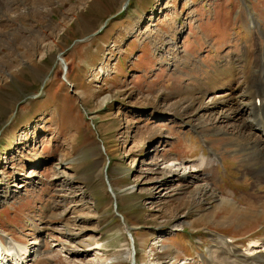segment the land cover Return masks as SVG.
I'll return each instance as SVG.
<instances>
[{
  "label": "rangeland",
  "instance_id": "obj_1",
  "mask_svg": "<svg viewBox=\"0 0 264 264\" xmlns=\"http://www.w3.org/2000/svg\"><path fill=\"white\" fill-rule=\"evenodd\" d=\"M94 1L57 0L37 28H65L41 32L27 63L24 39L16 38V54L0 45V57L18 56L0 64V233L27 244L40 234L50 251L65 246L35 264H91L94 256L104 264H207L213 246L247 263L258 258L250 238L264 239V181L237 145L243 135L232 119L195 126L177 102L189 87L209 89L220 69L244 66L257 44L264 52V0H131L124 11L125 0ZM72 7L82 25L63 14ZM25 95L35 97L16 106ZM211 152L221 157L217 169L196 173L217 194L211 188L201 201L193 183L181 186L188 176L180 170L162 173L173 157L193 164ZM220 195L236 206L216 209Z\"/></svg>",
  "mask_w": 264,
  "mask_h": 264
},
{
  "label": "bare ground",
  "instance_id": "obj_2",
  "mask_svg": "<svg viewBox=\"0 0 264 264\" xmlns=\"http://www.w3.org/2000/svg\"><path fill=\"white\" fill-rule=\"evenodd\" d=\"M61 1L64 2L65 0ZM56 2L57 0H0V10H3L5 8L6 3L5 12L1 14L2 11H0V45L6 44L13 54V52L15 53V51L12 50H14V48L16 47V38L20 37L24 39L26 52L23 53V56L27 59H24L23 62H21L20 60V63H27L31 59L29 55H31L33 50L35 51L37 49V47L41 44V40L44 39L41 35V32H44L45 34H56L58 32H62V30L65 28L64 22V24L59 25L60 27L56 26L55 28H52V24H48L42 26L43 30H39L37 28V22H47V16L51 13L53 5ZM94 3L97 5L96 0L94 1ZM63 14L66 16V18H69L70 15H72V18H77L78 24H81L83 22V17L76 12V8L72 7L67 11H63ZM20 17L28 21V25L23 26L22 24H19ZM6 26L8 27L7 29L5 28ZM49 30L51 32H49ZM11 41L14 43L13 46L11 44ZM257 45L256 48H258V52L248 51L245 54L244 66L233 65L232 67L227 66V68L224 67L220 69L218 72L214 73V77H209L207 82L205 83V87H209V89L203 88V85H201L203 89L201 87H189V90H186V92H181L178 94L179 99L177 103L179 106H181L182 116L191 113L197 117V123L195 126H199L200 128H203L204 124H207L206 122L208 121L210 123H213L214 125V122L216 124H219V122L222 121V124H224L227 119H232V122H229V124L232 126V131L235 134L237 133V135H239L238 131H240V133L243 135V140L237 145H240L242 146V148H245L249 151L250 156L248 158V162L249 167H251L250 171L256 173V175L254 174L255 178L256 180H259L258 184H261L260 180L264 181V52L263 47H260L259 44ZM173 47H175L174 42ZM34 54L35 53H33L32 55L34 56ZM16 58L14 57V60ZM33 58L34 57H32V59ZM182 59L185 60L184 57ZM14 60L10 59V57H0V64H9ZM10 73L9 76L11 77H14L16 74L13 72L11 74ZM1 80L2 78L0 76V82ZM214 87H216L217 89L220 88V91L224 93H220V95L211 93L210 91ZM125 121L128 122V119H125ZM216 129L217 131H222V129L220 128ZM102 151L106 154H109V150H107L105 146L103 147ZM208 155L209 156L203 155L197 160V162L199 161L198 163L193 162V164L186 163L184 160H179L180 158L173 157L172 159L167 160V163L163 169L165 171L162 173H175L176 170H180L177 171V175H179L182 180L187 179L188 176V180H185L187 181V183H184L181 186L190 185L191 183H193L195 192H198L197 197L194 198H197L198 201H201L207 195L208 190H210L212 186H210V183H207L203 179V177L200 178L198 176V173L196 172L202 170L203 166H209L212 168V170H214V168L217 169V162L221 160V157L216 152H211ZM65 165L66 163L62 164L63 167ZM255 165L258 167H256ZM183 168L185 169V171L181 173ZM167 169L170 171H168ZM208 177L206 179H208ZM65 182L66 184L68 183L67 180ZM164 182L166 183H163V185L168 186L167 181ZM212 193L213 195L217 194V190L212 188ZM114 196V199H116V195ZM225 196L226 195H220V197L217 198L218 203L212 202L216 209H221L220 206L222 205V203H227L230 206H236V203L233 200L235 199V197H233V199H229ZM249 196L248 198L251 197ZM184 203L185 199L182 200L180 204ZM220 212H222V210H220ZM43 228L49 229L46 226H43ZM34 230L35 233L43 232V230H41L39 226H34ZM70 234H72L73 237H76L79 235V231L72 232ZM3 238H6V240H4ZM39 238L40 234L33 237V239L35 240L27 244L23 241L17 240L14 237L7 238L3 233H0V264H33L35 261H37L36 263H38L42 259L51 260L53 259V257L59 256L60 253L65 251V246L62 247V250L60 249V251H50L48 249H42L40 245L41 241L39 242ZM250 239H253L250 240L251 242H255L253 249L259 252L258 258H256L257 256L255 255L253 257L251 256V259L247 263L237 257L235 258V255H233L232 257V255L228 253L229 251H225L226 248L224 246H222V248L225 250L222 251L217 246H213L210 247L209 250L210 260L207 259L206 263L264 264V239L262 240L258 237H253ZM223 244L227 246L226 242H223ZM98 246H100V243H98V245L93 248L84 250L88 251L90 249L98 248ZM130 249H128L129 257H131V255L134 256ZM67 257H69V255ZM87 263L104 264L98 260L97 256L88 258Z\"/></svg>",
  "mask_w": 264,
  "mask_h": 264
},
{
  "label": "water",
  "instance_id": "obj_3",
  "mask_svg": "<svg viewBox=\"0 0 264 264\" xmlns=\"http://www.w3.org/2000/svg\"><path fill=\"white\" fill-rule=\"evenodd\" d=\"M129 2H130V0H125V1H124L123 6H122V11H124V10L127 9V7L129 6ZM115 16H116V15H115ZM113 17H114V16H113ZM106 25H107V20L105 21L104 25H103V26H102L97 32H95V33H91V34L82 33L80 37L74 39L72 45H74V43H76V42L87 41V40L90 39L93 35H95V34H97L98 32H100V31H101ZM63 53H64V51H61V52L59 53V56H61ZM46 79H47V77L44 78V80H43V81H44L43 84L46 82V81H45ZM32 97H35V96H32V95H25L23 99L17 101L16 106H19V104H20L21 102H23V101H25V100H27V99H29V98H32ZM15 111H16V107H15ZM102 143H103V142H102ZM110 191H111V189H110ZM113 196H114V195H113ZM114 198H115V196H114ZM114 209H115V213H116V215L121 216V214H119V212L117 211V206H116V204H115V206H114ZM132 264H135V261H134V260H133Z\"/></svg>",
  "mask_w": 264,
  "mask_h": 264
}]
</instances>
